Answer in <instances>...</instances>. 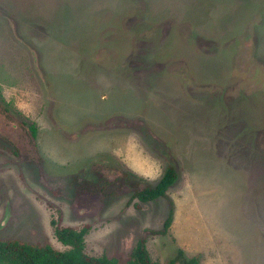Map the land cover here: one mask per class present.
<instances>
[{"label": "rangeland", "instance_id": "rangeland-1", "mask_svg": "<svg viewBox=\"0 0 264 264\" xmlns=\"http://www.w3.org/2000/svg\"><path fill=\"white\" fill-rule=\"evenodd\" d=\"M54 219L121 264H264V0H0V241L64 250Z\"/></svg>", "mask_w": 264, "mask_h": 264}, {"label": "trees", "instance_id": "trees-1", "mask_svg": "<svg viewBox=\"0 0 264 264\" xmlns=\"http://www.w3.org/2000/svg\"><path fill=\"white\" fill-rule=\"evenodd\" d=\"M32 137L37 136L35 125L30 127ZM130 176H134L133 174ZM178 179V171L175 167L169 166L163 177L154 185L146 186L136 190L132 197L141 204L152 203L159 198L167 197L169 190L175 185ZM138 206V205H136ZM169 214L163 223L162 229L150 230L157 235H166L172 226L174 206L170 203ZM51 225L54 228V234L57 240L66 247L64 250H57L50 245H32L28 242L12 239L0 241V264H121L116 258H109L106 255L90 256L85 253V238L89 232L87 228L74 229L71 227H62L58 221L52 220ZM146 241L139 239L132 248V252L126 261V264H159L152 260L149 250H147ZM180 258H183L182 264H197L196 258H187L184 252L178 250ZM178 255V254H177ZM178 258L171 261L176 264Z\"/></svg>", "mask_w": 264, "mask_h": 264}, {"label": "crops", "instance_id": "crops-1", "mask_svg": "<svg viewBox=\"0 0 264 264\" xmlns=\"http://www.w3.org/2000/svg\"><path fill=\"white\" fill-rule=\"evenodd\" d=\"M140 55H141V54H140ZM220 156H222V154H221ZM220 156H219V157H220Z\"/></svg>", "mask_w": 264, "mask_h": 264}]
</instances>
